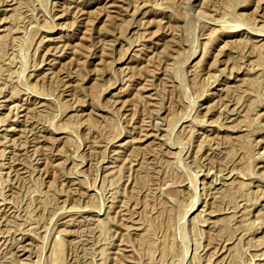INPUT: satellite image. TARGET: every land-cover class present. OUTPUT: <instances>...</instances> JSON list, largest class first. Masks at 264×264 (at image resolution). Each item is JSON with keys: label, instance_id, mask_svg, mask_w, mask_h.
<instances>
[{"label": "rangeland", "instance_id": "obj_1", "mask_svg": "<svg viewBox=\"0 0 264 264\" xmlns=\"http://www.w3.org/2000/svg\"><path fill=\"white\" fill-rule=\"evenodd\" d=\"M0 264H264V0H0Z\"/></svg>", "mask_w": 264, "mask_h": 264}, {"label": "bare ground", "instance_id": "obj_2", "mask_svg": "<svg viewBox=\"0 0 264 264\" xmlns=\"http://www.w3.org/2000/svg\"><path fill=\"white\" fill-rule=\"evenodd\" d=\"M113 5V4H112ZM116 5V4H115ZM117 7H118V5H117ZM118 10H119V8H118ZM79 44V43H78ZM77 48H78V45H77Z\"/></svg>", "mask_w": 264, "mask_h": 264}]
</instances>
